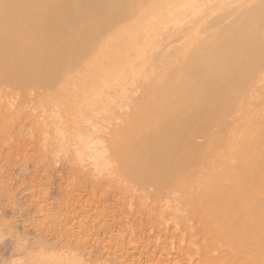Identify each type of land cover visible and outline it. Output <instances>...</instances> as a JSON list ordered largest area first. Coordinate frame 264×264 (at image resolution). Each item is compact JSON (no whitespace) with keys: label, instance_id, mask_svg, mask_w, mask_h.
Returning a JSON list of instances; mask_svg holds the SVG:
<instances>
[{"label":"rangeland","instance_id":"rangeland-1","mask_svg":"<svg viewBox=\"0 0 264 264\" xmlns=\"http://www.w3.org/2000/svg\"><path fill=\"white\" fill-rule=\"evenodd\" d=\"M164 1L179 8L186 3L179 30L155 27L157 34L141 49L134 71L125 76L108 71L105 80L84 65L88 62L53 57L50 46L56 38L45 39L36 27L18 29L25 23L24 13L0 21V264H239L242 254L251 255L249 248L240 255L235 251L250 228L238 223L217 232L214 219L207 236L195 202L201 203V192H211L226 177L227 170H221L226 161L245 167V184H264V63L257 61H264V42L254 50V62L238 69L242 80L232 77L230 90L219 96L220 104L246 98L244 112L248 109L253 127L244 132L243 125L229 127L237 107L215 113L206 105L193 117L181 108V93L173 91L176 83L157 80L164 69L182 63H175L178 56L200 52L211 59L222 43L209 44L208 31L239 19L260 0H195L189 6V0ZM111 2L114 7L108 5L107 13H117V3ZM147 2L131 0L128 5L137 14ZM153 16L155 23L159 16ZM263 22L245 23V33L253 35ZM164 38L178 42L165 50L159 43ZM71 40L84 50L82 57L89 56L91 36ZM71 53L77 55L75 46ZM193 78L186 79V88L195 83ZM155 83L163 92L151 96L147 87ZM205 102L194 99L190 107ZM194 120L228 127L229 139L216 141L209 155L201 146L210 142V135L203 134L207 128L177 132L166 126H188ZM237 181L242 183V175ZM245 195L257 196L252 190ZM255 206L264 214V194ZM262 227L264 246V215Z\"/></svg>","mask_w":264,"mask_h":264},{"label":"bare ground","instance_id":"bare-ground-1","mask_svg":"<svg viewBox=\"0 0 264 264\" xmlns=\"http://www.w3.org/2000/svg\"><path fill=\"white\" fill-rule=\"evenodd\" d=\"M130 1L131 0H115V3H117V13L116 10L113 9L115 13L112 12L108 14L109 9H107V6L110 5L111 9L114 7L109 4L112 3L111 0H2L0 1V21H3L2 19H7L8 17L13 18L18 14L24 13L23 18L25 16V23L20 22L17 26L18 29L27 30L29 28L36 27L35 30H41V34L43 36L45 35V39L56 38L54 45L50 46V51L53 57H73L77 64H81L84 61L88 62L84 65H86L88 69L96 71L95 75L97 78L105 80L107 77L105 74L108 71L115 70L118 74H123V76L127 73L133 72V69L135 68L134 64L142 59L143 51H141V49L146 46L147 40H151L152 36L157 34L154 28L163 26V29L167 32L171 30H179V23L181 22L179 16L183 14L185 12H183V10L187 8L186 3L181 4L179 8L178 6H170L169 3L164 0L163 3H160L162 0H148V2L140 8V10L138 9L139 11L137 14H135L131 12L130 5H128ZM189 1L190 4H188V6L195 0ZM163 4L166 6H163ZM124 8H126L125 12L123 11ZM255 9L257 10L249 16ZM164 11H166L169 18V21L166 23L162 22L165 20ZM139 13H141V15H138ZM153 15L159 16V20L155 23L151 21V18L155 17ZM257 19L264 20V0H260L254 9L246 10L245 13L239 17V19L236 18L229 24L217 23V25L213 27L215 30H213L210 34L208 31L206 39H211L208 42L209 44L212 43L213 46H218L222 43L221 49L211 59H204L205 55L200 52H196L195 55L191 54L190 57H186L187 55L178 56L175 63H177V61L182 63L171 70L164 69L160 76V78L162 77L161 80H157V82L165 81L167 86H170L172 83H176L173 85V91H179L181 93L178 99L180 103H182L181 108L189 110L193 117L198 116L196 113H193L194 111L199 110L206 105L215 113L224 108H233L234 106L237 107L235 109L238 114L229 127L237 128L240 125H243L245 126L243 132L252 128L253 124L250 122V119H248V109L244 112L246 98L239 103V101L233 97L231 104L229 101H226L224 104H220L219 96L223 94L224 91L230 90L228 84L233 82L231 80L232 77H237L236 79L239 80V82L242 80L243 74L238 73V69L240 70L241 66H247L248 64L254 62L256 58L254 50L258 49L259 45L264 42V22L260 24V28L253 31V35H249L244 31L245 23H250L251 25V23ZM171 23H173V25H170ZM171 32L169 34H171ZM76 36L92 37L93 43L88 46L89 56L82 57L84 55V50L72 42L71 38ZM235 36L238 37V40H236ZM164 39L165 41L160 39L159 43L160 45L165 46V50H171L174 48L173 45L178 42L171 40V38L167 40L166 38ZM252 43L256 46H247V44ZM74 46L78 56L71 53V48ZM262 58L263 57H261V59ZM261 59L258 58L257 61L260 64H263L264 61ZM230 61H234V65L231 64ZM235 61L238 63V67L235 65ZM171 65L174 64H170L169 66ZM20 71L21 70L19 69V73ZM150 74H152V72ZM132 75H135V73H132ZM191 76H194L193 82L195 83L186 88V86H188L186 79ZM121 77L122 76H120V78ZM162 92V88L156 83L147 87V93H150L151 96L157 94L160 95ZM167 94L168 93L166 92V95ZM194 99H206V102L199 106H195L193 104L190 107V103ZM177 119L180 121V114ZM242 120H244L243 123H241ZM221 121L223 125L225 123V119H222ZM178 123H168L166 126L169 128L174 126V130H178L177 132H181L182 130L184 131L187 128L190 130L207 128L209 130V133L203 134L210 135V142L201 144L203 152H207L209 155L212 153L214 143L229 135L228 127L222 128L221 125L209 127L205 120H194L193 122H189L188 126L187 123L182 125H179ZM186 134L188 135V133ZM178 138L181 137L179 136ZM228 139L229 137L225 138V140ZM93 142L90 143L92 144ZM87 147L89 149V146ZM205 149L207 150L205 151ZM156 151L157 150H155V152ZM160 151H157V154H159ZM230 156L231 154L229 151L226 158H229ZM147 165L149 164L147 163ZM150 166H152V163ZM154 167H152L153 170L155 169ZM244 168L245 167L243 165H240L235 160L226 161L221 167V170H227L226 177L223 179L219 178V181H216L215 183L214 190L211 192H201V198L203 201L201 203L195 202L196 215L200 222L199 225L201 227V232L207 236L210 234L208 224L214 222V219L216 220L214 223L218 225L217 230L214 231L217 232L229 231L230 228L232 230V227L235 228L238 223H243L246 228H250L252 233L245 234L240 244L236 245L235 251L240 255V251L243 248H249L251 249V255L242 254L240 256L239 264H264V246L262 243V225L264 214L258 207L255 206V199H257L259 195L264 194V184L259 182L250 184L252 181L245 184L244 179L246 177L248 180V175L246 176L248 172L244 170L241 171V169ZM163 169H165V165ZM211 173H214V170L211 169ZM241 175L243 178L242 183L237 181ZM147 181L145 183H147ZM148 186L146 188L144 186L143 187L147 189ZM247 190H252L253 195L257 196L254 198H247L245 195ZM205 207L207 209L206 215L202 213V209ZM244 208L247 209V213L244 212ZM66 219L68 220L67 217Z\"/></svg>","mask_w":264,"mask_h":264}]
</instances>
